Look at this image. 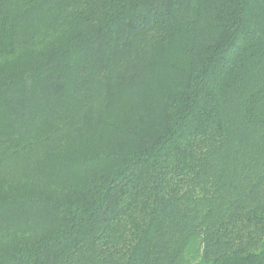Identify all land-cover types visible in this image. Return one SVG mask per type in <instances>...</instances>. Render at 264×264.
I'll return each mask as SVG.
<instances>
[{
	"label": "trees",
	"instance_id": "trees-1",
	"mask_svg": "<svg viewBox=\"0 0 264 264\" xmlns=\"http://www.w3.org/2000/svg\"><path fill=\"white\" fill-rule=\"evenodd\" d=\"M0 264H264V0H0Z\"/></svg>",
	"mask_w": 264,
	"mask_h": 264
}]
</instances>
